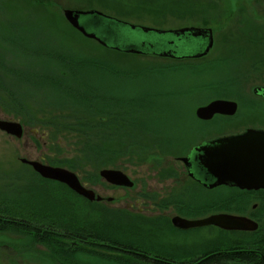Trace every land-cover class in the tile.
I'll list each match as a JSON object with an SVG mask.
<instances>
[{"label": "rangeland", "instance_id": "374dc122", "mask_svg": "<svg viewBox=\"0 0 264 264\" xmlns=\"http://www.w3.org/2000/svg\"><path fill=\"white\" fill-rule=\"evenodd\" d=\"M68 10H98L129 24L158 30L211 27L215 50L204 60L180 62L108 50L73 28L64 17ZM83 22L90 24L96 19L84 17ZM97 31L105 34L101 28ZM123 31L134 34L130 40H120L127 45L160 37ZM239 40L245 44L237 46ZM16 41L29 42L36 48L49 49L50 45L59 56L67 58L68 65L59 59L53 63L47 57H38V62L23 58L13 53L12 43ZM0 57L6 61L7 70L12 67L16 71H9L8 79L2 78L0 120H13L26 128L20 140L0 130V200L19 197L36 201L40 208L59 215L70 211V201L53 193L59 188L58 182L42 186L41 180L46 179L40 175L38 178L20 159L70 171L73 163L78 166L77 137L65 127L71 128L77 114L63 109L66 104L58 95V87L83 85L100 89L103 96L142 100L147 107L143 111L145 120L156 122L151 128L165 134L164 139L172 144L168 152L156 150L157 157L135 162L125 157L118 160L116 168H107L127 174L135 183L133 188L113 187L100 177L106 168L80 163L74 173L81 182L97 195L114 199L113 203H104L105 207L148 219L164 217L167 221L176 214L199 219L225 212L248 216L264 229V194L253 196L222 187L207 191L189 179L186 185L175 180L184 168L177 159L185 158L192 148L248 129L264 130V100L253 94L254 88L264 86V0H0ZM74 63L80 65L74 67L76 79L82 74L76 81L68 67ZM26 73L48 78H26ZM80 89L85 91L84 87ZM10 94L18 100L13 101ZM218 99L237 102L238 113L233 117L218 115L207 122L196 117L199 107ZM151 138L156 140L154 135ZM172 195L189 210L180 207L173 211L172 205L167 206ZM140 199L145 201L142 206ZM143 206L146 212L141 214ZM208 230L178 234L177 239L199 244ZM29 235L0 231V264H56L51 248L49 252ZM211 239L210 245L215 241Z\"/></svg>", "mask_w": 264, "mask_h": 264}, {"label": "trees", "instance_id": "16d2710c", "mask_svg": "<svg viewBox=\"0 0 264 264\" xmlns=\"http://www.w3.org/2000/svg\"><path fill=\"white\" fill-rule=\"evenodd\" d=\"M12 45L15 46L13 53L23 58L38 62V57H47L53 63L59 59L63 65H68L67 58L59 56L50 45L49 49L32 47L29 42L20 44L16 41ZM5 65L6 61L0 57V86L3 85L2 78L8 79L9 71L16 72L11 66L7 70ZM79 66L75 63L68 66L73 70L75 81L82 75H77V79L74 76V67ZM35 77L48 78L26 73V78ZM83 87L85 91L80 89ZM80 88L58 87V95L66 104L63 109L77 114L71 128L65 125L77 137L75 146L79 158L76 161L79 163L77 167L74 163L70 165L73 172L80 163H93L98 169L116 168L119 159L148 160L157 157L154 155L156 150L168 152L172 148V144L164 139L165 134L151 128L156 127V122L145 120L143 111L147 107L142 100L103 96L100 89L92 86L80 85ZM11 98L15 102L18 100L15 94ZM2 103H6L4 99ZM153 135L155 141L151 138ZM48 183L52 182L41 180L42 186ZM56 184L59 188L53 193L70 201V211L66 215L43 206L40 208L31 199L0 200V231L30 234L49 252L51 248L56 264H264V229L259 228L255 233L227 234L211 228L199 244L191 245L186 238L177 239L178 234L188 235L190 232L175 230L164 217L158 221L113 210L97 202L90 203L68 186ZM164 229L168 231L163 237L161 232ZM211 238L215 239L212 245L209 244Z\"/></svg>", "mask_w": 264, "mask_h": 264}, {"label": "water", "instance_id": "95a60500", "mask_svg": "<svg viewBox=\"0 0 264 264\" xmlns=\"http://www.w3.org/2000/svg\"><path fill=\"white\" fill-rule=\"evenodd\" d=\"M64 17L69 24L78 30L83 36L90 40L98 41L106 49L127 54H144L149 44L154 45L152 49L161 54L167 55L169 42L175 38L184 35L181 45L183 54L192 53L200 47L195 44L200 42V38L208 34L209 44L205 46V51L199 54H193L196 58L204 57L212 48L213 37L210 30L185 29L179 31L161 32L158 29L140 27L129 24L114 17L106 16L102 12L95 11H77L68 10L64 12ZM85 18H95L96 22L86 24ZM105 30L101 34L97 29ZM123 29L133 32H139L141 35L160 36L159 38L142 39L138 44H123L120 40H130L131 36L126 35ZM198 38V41L195 39ZM193 43V44H192ZM192 44V46H190ZM168 46V47H165ZM191 57V56H190ZM258 90H255L257 93ZM239 107L234 101L218 99L206 106L199 107L196 111V117L204 122L213 121L218 115L233 117L237 114ZM0 130L18 138L22 137V125L7 121H0ZM192 158L199 157V166L197 167L196 177L204 183L207 189H215L223 185L237 187L240 190L257 191L264 190V130L248 129L242 135H231L230 137H220L210 141L202 146L197 147L192 153ZM190 159L185 158L184 163L189 167ZM35 171L44 179L58 182L68 186L76 195L85 198L91 202H103L104 197L96 194L92 189L87 188L81 182L80 176L68 169L52 167L47 164L38 162L29 163ZM203 168L204 171H201ZM103 179L109 185L121 188H133L135 183L123 171L117 169H102L100 173ZM210 179L208 183L204 179ZM109 203L113 198L107 199ZM174 228L182 230L199 229L202 227L215 226L228 231L257 232L259 226L252 219L237 215H213L209 218L199 220H186L181 217H175L172 220Z\"/></svg>", "mask_w": 264, "mask_h": 264}, {"label": "flooded vegetation", "instance_id": "af4514ba", "mask_svg": "<svg viewBox=\"0 0 264 264\" xmlns=\"http://www.w3.org/2000/svg\"><path fill=\"white\" fill-rule=\"evenodd\" d=\"M137 26H139V25H137ZM185 29H188V30H191V29H201V30H210L211 32H212V37H213V43H212V48H211V50L209 51V53L207 54V55H204V57H201V58H196V57H194L193 56V54H199V53H202V52H204L205 51V46H207L208 44H209V40H208V34L206 35L205 34V36L204 37H201L200 38V42H196L195 41V44L196 43H198L199 44V48H198V50H196V51H194V52H192V53H189V54H183V53H181L182 52V50H181V45H184L183 43H182V41L184 40V39H187L188 37H186V36H184V35H182V37L181 36H179V37H177V38H175V40H173V41H170L169 42V47L168 46H165V47H168V51L166 52V54L167 55H164V54H161L160 52H158V51H154L153 49H152V47L154 46V45H152V44H149V46L147 47V50H146V52H144V54H137V55H139V56H143V57H145V56H152V57H159V58H162V59H166V60H168V59H170V60H172V61H176V62H180V61H192V60H198V61H201V60H204V58H207V57H209L210 56V54H212L213 53V51L215 50V37H214V31L211 29V27H205V26H203V27H197V26H191V27H182V28H179V29H167V30H159V31H161V32H167V31H179V30H185ZM197 41H198V38H195ZM193 44V43H192ZM192 44L190 45V46H192ZM198 44H196V45H198ZM240 44H245V42L244 41H241V40H239V43H237L236 45L237 46H239ZM191 56V57H190ZM255 90H258V92L257 93H255ZM253 94H255L257 97H259V98H261V99H263L264 100V86H262V87H256V88H254L253 89ZM237 103V102H236ZM237 105H238V103H237ZM238 107H239V105H238ZM240 108V107H239ZM239 111V110H238ZM238 113V112H237ZM216 118V117H215ZM0 121H7V122H13V123H18V122H14L13 120H0ZM22 125V124H21ZM256 129V128H255ZM258 130H263V129H258ZM247 131V130H246ZM246 131H244V132H246ZM25 132H26V128H25V126H23L22 125V137L21 138H18V137H16V136H14V135H10V134H8V133H6V132H4V133H6L8 136H10L11 138H16V139H18V140H20V139H22L23 138V136H24V134H25ZM243 132V133H244ZM242 133V134H243ZM242 134H235V135H242ZM216 140V139H215ZM210 141H214V140H208V142H210ZM208 142H204V143H201V145H198V146H196V147H194V148H192L191 149V151L186 155V156H184L185 158H187V159H190V161H189V167L186 165V163H184L183 162V160L185 159V158H178L177 159V161L178 162H181L182 164H183V166H184V168H183V171H182V173H181V177H178L177 179H175L176 181H179L180 183H181V185H183V184H187V182H189V180L190 181H192L193 183H194V185H200L202 188H204V189H206L207 191H213V190H216V189H220L221 187L222 188H224V189H231V190H239V191H241V192H248V193H250V194H252L253 196H259L260 194H264V190H257V191H248V190H245V191H243V190H240V189H238L237 187H231V186H227V185H223V186H221V187H218V188H215V189H207L205 186H204V183L200 180V178H198V177H196V175L195 174H197V169H199V168H197V167H200L198 164H199V157H195L194 156V158H192V153L194 152V150L197 148V147H199V146H202V145H204V144H206V143H208ZM20 161L22 162V164L23 165H25V167H29V168H32L33 169V171L36 173V176H38L39 174L35 171V169L33 168V166L32 165H30L29 163H31V162H38V163H41V162H39V161H33V160H29V159H27V158H21L20 159ZM43 164V163H42ZM45 164V163H44ZM52 167H54V166H52ZM56 167V166H55ZM201 168V167H200ZM199 171H200V169H199ZM201 171H204L203 170V168L201 169ZM38 178H39V176H38ZM187 179H189V180H187ZM207 182L206 183H208L209 182V178L207 177V179L206 178H204ZM145 198H146V196H144ZM141 198H143L142 196H141ZM106 202H108L107 201V199L104 197V200H103V202H100L99 204H104V203H106ZM113 202H115V201H113ZM113 202H111V203H113ZM145 201L143 200V199H140V201H139V203H141V206H142V203H144ZM98 203V202H97ZM169 205H172V210L174 211V210H177V209H179L180 207L181 208H183L185 211H187V210H189L188 209V207H186L185 205H183V204H180V202H178V200H177V198H176V196H173L172 195V197L170 198V202H168V204H167V206H169ZM130 210H132V208L131 207H128ZM152 208H154V207H151V209ZM151 209H149V211H151ZM146 212V210H145V207L143 206L140 210H139V213H141V214H143V213H145ZM223 214H228V215H237V216H243V217H246V216H244V215H238V214H229V213H215V214H211V216H213V215H223ZM181 217V218H183V219H188V220H199V219H205V218H209V217H211V216H209V217H203V218H199V219H194V218H191V217H186V216H184V215H180V214H176L175 215V217ZM174 217V218H175ZM248 217V216H247ZM173 218V219H174ZM248 218H250V217H248ZM173 219H171L170 220V222H171V224H172V220ZM250 219H252V218H250ZM253 220V219H252ZM253 221H255V220H253ZM257 224H258V222L257 221H255ZM259 225V224H258ZM172 227L174 228V226H173V224H172ZM217 229V231H220V232H224V233H227V234H235V233H244V234H247V233H255V232H242V231H228V230H222V229H220V228H218V227H215V226H211V227H202V228H199V229H188V230H182V229H179V228H174L175 230H177V231H180V232H182V233H188V232H191V231H194V230H205V229ZM259 228H260V226H259Z\"/></svg>", "mask_w": 264, "mask_h": 264}]
</instances>
